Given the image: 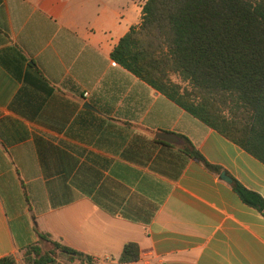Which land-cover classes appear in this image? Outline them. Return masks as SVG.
Returning <instances> with one entry per match:
<instances>
[{"label": "crops", "instance_id": "crops-1", "mask_svg": "<svg viewBox=\"0 0 264 264\" xmlns=\"http://www.w3.org/2000/svg\"><path fill=\"white\" fill-rule=\"evenodd\" d=\"M147 1L0 0V259L43 232L97 264L127 243L130 264H264L232 187L264 199V164L110 56Z\"/></svg>", "mask_w": 264, "mask_h": 264}, {"label": "trees", "instance_id": "trees-1", "mask_svg": "<svg viewBox=\"0 0 264 264\" xmlns=\"http://www.w3.org/2000/svg\"><path fill=\"white\" fill-rule=\"evenodd\" d=\"M110 56L264 164V0H148L141 24ZM182 142L190 158L218 171L188 139ZM232 187L264 216L259 194L236 180ZM36 234L35 243L0 264H97L47 233ZM139 256V246L127 243L119 261L130 264Z\"/></svg>", "mask_w": 264, "mask_h": 264}, {"label": "water", "instance_id": "water-1", "mask_svg": "<svg viewBox=\"0 0 264 264\" xmlns=\"http://www.w3.org/2000/svg\"><path fill=\"white\" fill-rule=\"evenodd\" d=\"M88 107H91L90 105H87ZM161 138L166 140V141H169V142H172V143H177L179 142V139L176 138V137H173V136H170V135H161ZM221 179H223L224 181L228 182V183H231V179L226 175V174H222L221 175Z\"/></svg>", "mask_w": 264, "mask_h": 264}, {"label": "built area", "instance_id": "built-area-1", "mask_svg": "<svg viewBox=\"0 0 264 264\" xmlns=\"http://www.w3.org/2000/svg\"><path fill=\"white\" fill-rule=\"evenodd\" d=\"M87 94H85V96H86ZM93 261H95V262H101V260L100 259H97V258H93ZM102 262H104V263H106V264H119V263H117V262H115V261H113L111 258H109V257H107V258H105Z\"/></svg>", "mask_w": 264, "mask_h": 264}, {"label": "rangeland", "instance_id": "rangeland-1", "mask_svg": "<svg viewBox=\"0 0 264 264\" xmlns=\"http://www.w3.org/2000/svg\"><path fill=\"white\" fill-rule=\"evenodd\" d=\"M172 79H173L174 81H176V82H180V80H179L176 76H172ZM182 85L184 86V85H186V84L182 83Z\"/></svg>", "mask_w": 264, "mask_h": 264}]
</instances>
